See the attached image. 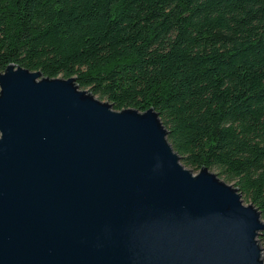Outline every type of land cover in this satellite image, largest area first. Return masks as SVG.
Segmentation results:
<instances>
[{"label":"water","instance_id":"water-1","mask_svg":"<svg viewBox=\"0 0 264 264\" xmlns=\"http://www.w3.org/2000/svg\"><path fill=\"white\" fill-rule=\"evenodd\" d=\"M238 188L184 167L153 109L0 72V264H264Z\"/></svg>","mask_w":264,"mask_h":264},{"label":"trees","instance_id":"trees-1","mask_svg":"<svg viewBox=\"0 0 264 264\" xmlns=\"http://www.w3.org/2000/svg\"><path fill=\"white\" fill-rule=\"evenodd\" d=\"M10 63L75 77L116 111L153 108L184 167L264 221V0H0Z\"/></svg>","mask_w":264,"mask_h":264},{"label":"rangeland","instance_id":"rangeland-1","mask_svg":"<svg viewBox=\"0 0 264 264\" xmlns=\"http://www.w3.org/2000/svg\"><path fill=\"white\" fill-rule=\"evenodd\" d=\"M260 245H261V247L263 248V252H262V254H263V256H264V243H261V242H260Z\"/></svg>","mask_w":264,"mask_h":264}]
</instances>
